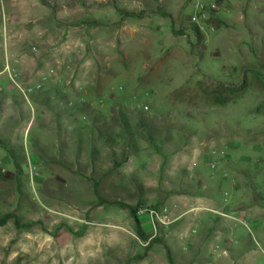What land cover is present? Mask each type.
I'll return each mask as SVG.
<instances>
[{
    "label": "rangeland",
    "instance_id": "1",
    "mask_svg": "<svg viewBox=\"0 0 264 264\" xmlns=\"http://www.w3.org/2000/svg\"><path fill=\"white\" fill-rule=\"evenodd\" d=\"M50 1L41 39L0 38L13 68L27 55L22 85L47 76L36 94L55 91L27 100L0 77V218L23 226H0V264H170L168 250L176 264H264V0H201L218 11L199 39L198 0ZM59 89L100 112L65 115ZM132 111L167 129L163 147L106 135ZM115 202L168 206L174 222L139 217L144 240Z\"/></svg>",
    "mask_w": 264,
    "mask_h": 264
},
{
    "label": "trees",
    "instance_id": "2",
    "mask_svg": "<svg viewBox=\"0 0 264 264\" xmlns=\"http://www.w3.org/2000/svg\"><path fill=\"white\" fill-rule=\"evenodd\" d=\"M40 2L46 7L53 8V5L50 0H40ZM80 2L82 3L83 0H80ZM124 13L126 14L128 12H124ZM214 16H215V13L212 14L211 22H215L213 19ZM190 27L195 32L198 39L203 36V33L199 31V28L196 24L190 23ZM52 91H47L44 93L41 92L40 94H36L37 93L36 92L33 95H31V98H41L42 96L48 99L53 98L52 94L55 91L54 90ZM57 91H59V93L55 95V98H58L59 101H65L66 104L69 105L66 110L67 112H65V115L67 116H71L75 113H81L84 115L83 117L84 120L88 119L89 121V119L91 120L92 117H93L92 119H94L93 115L96 114L95 112H100L98 108L99 104L94 105L91 99L89 98L86 99L85 97H83V95L78 94L77 96L73 97L71 96V94L67 92L60 91V89ZM8 95H11V93L8 90H3L0 92V107L2 106V104L4 103V99L7 98ZM130 115L132 116V118L130 120H127V117ZM150 124L152 126L150 130V134L148 135L142 132L144 131V128L147 127V125H149L150 127ZM89 127H90V124H87L86 126L82 125L81 130H84L85 128H89ZM115 127H117L118 129H115ZM107 128L108 129L110 128V131L108 130L106 135L111 137L113 142L115 141V138L122 139V142L126 143L130 147V149L131 148L134 149L133 151L139 150L138 145H140V141L148 140V142H150V144L154 146L155 148L163 147L166 141L165 138H166L167 129H165L164 126L162 127V126L157 125V123L153 119L145 117L144 111H141L138 113L133 112L132 114H128L125 120H121V121L118 120L117 126H114L112 124H107ZM2 141H3L2 138H0V144L3 143ZM7 149L10 154V157L15 163V166L21 171L23 165H22V162L19 160L18 154H16L18 148L11 147ZM19 152L24 153L23 146H21ZM126 155L127 156L126 158H124L123 162L117 163L118 167L124 166V164L128 161L129 157L134 154H130L129 152H126ZM94 190H95L96 195L99 197V184L98 183H94ZM112 205L119 206L123 209H128L132 213L135 219L136 225H137V232H138L139 237L146 240L147 236L142 228V222L140 218L136 215L137 208H140L143 205L132 207L130 205L119 203V202H115ZM11 220H14L18 228L23 227L21 225V221L19 217L15 214H6L5 216L1 217L0 226L1 227L5 226ZM168 255H169L170 264H176L175 260L172 257L170 250H168Z\"/></svg>",
    "mask_w": 264,
    "mask_h": 264
},
{
    "label": "crops",
    "instance_id": "3",
    "mask_svg": "<svg viewBox=\"0 0 264 264\" xmlns=\"http://www.w3.org/2000/svg\"><path fill=\"white\" fill-rule=\"evenodd\" d=\"M47 8L40 0H4V4L0 10L3 14V20H0V38L6 39L8 32H15V36L18 38H28L31 33L34 35L35 30V34L41 39L43 37V31L40 32L38 24L42 23L46 16H49ZM39 50L41 51L40 55L43 57V50L40 47ZM23 57H27V55L22 52L21 54H15L13 56L14 62L18 64V68H13V60H10L9 56H0V77L6 75L3 73L6 66H9L15 71H22ZM34 60L36 61L34 71L38 72L40 60L38 62L37 59L34 58Z\"/></svg>",
    "mask_w": 264,
    "mask_h": 264
},
{
    "label": "built area",
    "instance_id": "4",
    "mask_svg": "<svg viewBox=\"0 0 264 264\" xmlns=\"http://www.w3.org/2000/svg\"><path fill=\"white\" fill-rule=\"evenodd\" d=\"M193 8H194V12L189 16L188 19L189 22L191 24H196L201 33H204L206 31L214 32L216 30V23L211 22V18H212V14L218 11V4L216 2H204L198 0L193 4ZM3 73L7 75L13 88L18 90L27 100L29 99V96H31L32 94L41 91L45 83L50 80L49 77L44 76L40 82H37L32 86H24L19 80L20 77L19 73L13 70L12 68H10L9 66L5 67ZM211 168L216 169V165L212 164ZM168 213H169L168 206H163L161 209L141 207L137 211V216L140 218L146 216L151 218L154 227H155V222L161 226H169L174 221L169 219ZM196 232L197 230L193 229L191 230L190 233H182L181 238L186 239L189 236L196 234ZM231 242L233 241L231 240Z\"/></svg>",
    "mask_w": 264,
    "mask_h": 264
}]
</instances>
